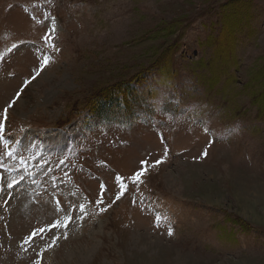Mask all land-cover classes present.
<instances>
[{"label":"rangeland","instance_id":"374dc122","mask_svg":"<svg viewBox=\"0 0 264 264\" xmlns=\"http://www.w3.org/2000/svg\"><path fill=\"white\" fill-rule=\"evenodd\" d=\"M235 1L0 0V264H264V0Z\"/></svg>","mask_w":264,"mask_h":264},{"label":"trees","instance_id":"16d2710c","mask_svg":"<svg viewBox=\"0 0 264 264\" xmlns=\"http://www.w3.org/2000/svg\"><path fill=\"white\" fill-rule=\"evenodd\" d=\"M237 1L238 0L235 2ZM134 91V87L126 80L120 81L114 85L105 86L91 96L88 102V108L95 114H105L101 116L102 121L106 119V115H125L133 117L135 114V110L132 111L133 105L138 103L139 105L137 107L141 105V100Z\"/></svg>","mask_w":264,"mask_h":264},{"label":"snow or ice","instance_id":"6c2138e0","mask_svg":"<svg viewBox=\"0 0 264 264\" xmlns=\"http://www.w3.org/2000/svg\"><path fill=\"white\" fill-rule=\"evenodd\" d=\"M44 63H45V66H47V64L49 63V61H48V60H45ZM204 154L207 155L206 152H205ZM143 163H144L145 165H147L148 162H147V161H144ZM157 163H160V161H157ZM145 170H146V169H145ZM143 174H144L143 172L137 173L136 176L133 178V183H137V182H139L140 177H141ZM121 186H122L123 188H125V189L127 188V185H121ZM101 187H103V186H101ZM121 194H122V193H121ZM102 198H103V193H101V202H103V199H102ZM119 198H120V196L118 195V196H117V199H119ZM80 210H81V211L84 210V206H83V205L80 206ZM66 219L70 222L72 218H71V217H66ZM59 226H60L59 224L56 225V227H59ZM169 234H172V233H169ZM27 242H28V241H26V243H27Z\"/></svg>","mask_w":264,"mask_h":264}]
</instances>
